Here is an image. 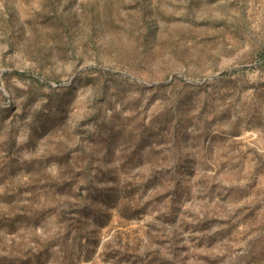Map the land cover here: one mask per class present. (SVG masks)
<instances>
[{"label":"rangeland","instance_id":"1","mask_svg":"<svg viewBox=\"0 0 264 264\" xmlns=\"http://www.w3.org/2000/svg\"><path fill=\"white\" fill-rule=\"evenodd\" d=\"M2 70L0 264H264V0H0Z\"/></svg>","mask_w":264,"mask_h":264},{"label":"water","instance_id":"2","mask_svg":"<svg viewBox=\"0 0 264 264\" xmlns=\"http://www.w3.org/2000/svg\"><path fill=\"white\" fill-rule=\"evenodd\" d=\"M4 72V70L0 71V74H2ZM80 72H78L76 75L73 76V78L71 79V81L79 74ZM181 75V74H180ZM182 76V75H181ZM214 77L216 76H211L210 79H213ZM193 82V81H192ZM196 83H199V82H196ZM64 84H61L59 86H62ZM0 90L3 92V89L0 87Z\"/></svg>","mask_w":264,"mask_h":264}]
</instances>
